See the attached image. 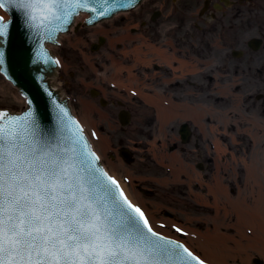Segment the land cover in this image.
<instances>
[{
  "label": "snow or ice",
  "instance_id": "obj_1",
  "mask_svg": "<svg viewBox=\"0 0 264 264\" xmlns=\"http://www.w3.org/2000/svg\"><path fill=\"white\" fill-rule=\"evenodd\" d=\"M5 4L39 25L89 8V0H0ZM8 27L0 17V39ZM31 115L3 119L0 112V264H205L153 231L123 191H112L119 185L95 168L98 157L77 151L82 136L58 147L42 139Z\"/></svg>",
  "mask_w": 264,
  "mask_h": 264
},
{
  "label": "rangeland",
  "instance_id": "obj_2",
  "mask_svg": "<svg viewBox=\"0 0 264 264\" xmlns=\"http://www.w3.org/2000/svg\"><path fill=\"white\" fill-rule=\"evenodd\" d=\"M0 13L4 14L1 8ZM124 16L126 19L131 18V15L128 13L124 14ZM119 20L120 17H117L112 22L104 23L103 27L112 28L119 24ZM77 40V35L63 38V48L70 52V62L61 55L62 53L60 48L62 46L55 48L56 54L64 62L62 64L63 68L61 69L60 74L62 77L60 76L61 78L59 83L62 84L67 82L69 90H71L69 94L72 99V105L76 116L83 124L88 136L90 137L95 149L98 152V147L102 141L100 140L101 138L96 139L90 132L88 126L85 124V122H88L89 118L93 120L95 123L94 125H96L99 131V135L105 140L106 147L103 149V151L101 150L104 155L103 158L101 157L103 163L110 172L111 169L109 166H107V162L112 161L114 163L116 169L114 172L116 174L112 173V176H114L124 188L130 190L132 194L137 197V200L142 203L141 205H143L150 212V215H152L153 219L155 220V223H150L153 228L163 229L170 232V234L173 233L180 239V236L173 227V223L180 221L189 223L190 226L194 227L198 233L205 235V227L211 226L210 220L215 216L213 206L208 205V211L202 210L203 207L193 205V203H191L189 199L190 193H187L181 185L168 183V185H166L168 188H165L162 185L156 183L158 180H160V178H151L159 177L166 173L168 174V172L165 171V167L157 165L151 157L154 156L155 153L158 154V156L162 154L161 151H156L153 149V144L148 143L152 140L149 138V136L153 132L151 111L145 109L136 99H134V97H131L132 93H130L129 90H117L116 92H113L114 94L119 95L121 98L128 101L134 116L132 123L127 127L126 131L121 133L115 118V112L111 113V108L100 107L97 99H92L88 95V89L91 86L103 88V90L106 91V95L112 94V92L107 90L108 86L102 81L105 77L104 65H110L112 59H133L134 55L129 52H124L123 56L119 52L110 48L106 51H100L98 54H90L87 51L85 44L74 43ZM167 41L173 42L171 40ZM174 41L176 42V40ZM71 42L74 43L73 47L67 49V47H65L66 44ZM176 43L178 44V42ZM202 55L209 56L210 53L203 51ZM124 62L129 63L130 60ZM211 62L212 59L210 60V63ZM182 64H184V62H182ZM184 66L180 65V69L186 72L187 69ZM196 67L198 68V66ZM84 71L90 75L88 78H86V75L82 74ZM212 72L216 76L213 80L215 82L203 83L200 87V89L204 88L202 93L194 91L195 89H188L187 94L185 92L184 94L177 93V97H184L193 100H206V102H209L210 104L217 105V108L224 109L226 105H228V102L224 99V95L217 91V88L223 87L225 77L222 75L223 72L216 70V66L210 67L208 74ZM109 74L110 71L106 72V76ZM2 77L3 76L0 74V107L4 106L8 107L9 109H20L24 106V99L21 98L17 90ZM238 100L239 99L237 98V101ZM85 102H87V107L83 105ZM255 105L259 104L250 103L247 107L251 109ZM241 112L243 113V111ZM246 123V127L240 130L252 132L253 128L251 125L248 122ZM261 127L254 129L258 135H253L255 138L259 139V141H261V145L259 143L255 145V148L259 149H251V147H253V139L250 138L247 133L242 132L238 135L239 143L232 145L230 147L232 150L227 152L225 166H231L230 170L232 173H225L226 177L238 174V180L243 179L244 171L242 168L248 165L250 160L264 155V143L262 144V141H264V116H261ZM218 129H221V127L218 126ZM120 140H123L122 142L124 144L129 145L135 151V162L126 164L118 157V155L116 158H112V155L114 152H116V147L118 146L117 144ZM233 142H237V140L233 138ZM262 166H264V164H262L260 167ZM176 176L177 173L175 172L168 178V181L175 182L178 179ZM254 176L260 183L259 188L262 189V192H264V182L262 175L259 173L258 175ZM259 183H256V185L258 186ZM137 184L155 189L156 195L151 198L149 196L146 197L141 195V193L136 189ZM248 197L251 196L249 195ZM135 201V199H132V202L135 203ZM166 210L173 214L172 219H168V217L164 215V211ZM251 255H254V253H251ZM242 258L245 257L242 256L238 258V260L226 262V264H253L252 261L247 262Z\"/></svg>",
  "mask_w": 264,
  "mask_h": 264
},
{
  "label": "water",
  "instance_id": "obj_3",
  "mask_svg": "<svg viewBox=\"0 0 264 264\" xmlns=\"http://www.w3.org/2000/svg\"><path fill=\"white\" fill-rule=\"evenodd\" d=\"M139 1L89 0V8L76 9L67 18V22L61 14L60 19L45 21L43 25H39V20L32 22L26 10L12 8L5 4L4 9L10 18L5 21L9 25L8 35L0 39V53H3L4 60L0 68L26 96L28 107L21 113L1 110L0 112L7 114L3 119L13 116L24 117L31 113L30 123L38 128V133L45 141H51L58 147H70L75 139L82 136L83 139L76 145L77 151H83L85 154L92 152L80 126L72 116L68 98L64 96L61 89L52 87L58 64L46 44H57L58 36L69 30L77 13L87 12L89 17L86 24H92L103 18H109L118 10H129ZM64 11L71 10L65 9ZM101 12H104V15H100ZM61 109L67 115H64ZM3 119H0V122H3ZM95 168L105 173L98 160H96ZM102 179L106 178L102 177ZM111 188L118 196L119 189H116L114 185ZM154 229L160 234L179 239L173 233L170 234L163 229ZM189 247L195 251L194 247L192 248L191 245Z\"/></svg>",
  "mask_w": 264,
  "mask_h": 264
},
{
  "label": "flooded vegetation",
  "instance_id": "obj_4",
  "mask_svg": "<svg viewBox=\"0 0 264 264\" xmlns=\"http://www.w3.org/2000/svg\"><path fill=\"white\" fill-rule=\"evenodd\" d=\"M176 4L181 28L190 23L194 28L200 25L205 36L218 33L229 43L233 38L246 40L247 51L242 55L247 64H264V0H176ZM251 39L261 40L258 50L248 47Z\"/></svg>",
  "mask_w": 264,
  "mask_h": 264
},
{
  "label": "bare ground",
  "instance_id": "obj_5",
  "mask_svg": "<svg viewBox=\"0 0 264 264\" xmlns=\"http://www.w3.org/2000/svg\"><path fill=\"white\" fill-rule=\"evenodd\" d=\"M89 125V127H91V128H94V125H91V124H88ZM95 129V128H94ZM96 130V129H95ZM109 164V166L113 169V164L112 163H108ZM125 191H126V193H127V195L129 196V197H131V198H133L134 199V197H133V195L129 192V190H126L125 189ZM126 195V194H125ZM150 220H153L151 217H150Z\"/></svg>",
  "mask_w": 264,
  "mask_h": 264
},
{
  "label": "crops",
  "instance_id": "obj_6",
  "mask_svg": "<svg viewBox=\"0 0 264 264\" xmlns=\"http://www.w3.org/2000/svg\"><path fill=\"white\" fill-rule=\"evenodd\" d=\"M161 113L163 114V111H161Z\"/></svg>",
  "mask_w": 264,
  "mask_h": 264
}]
</instances>
